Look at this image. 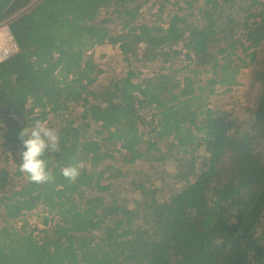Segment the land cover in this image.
I'll use <instances>...</instances> for the list:
<instances>
[{"label": "trees", "instance_id": "1", "mask_svg": "<svg viewBox=\"0 0 264 264\" xmlns=\"http://www.w3.org/2000/svg\"><path fill=\"white\" fill-rule=\"evenodd\" d=\"M146 7L157 9L150 21ZM260 7L0 0L20 47L0 65V264H264ZM106 45L128 70L99 88L106 73L90 52ZM247 68L258 91L244 115L211 108ZM35 120L57 131L61 149L46 153L54 179L40 184L20 171L19 136ZM68 165L79 168L74 182ZM40 207L45 229H31L23 219Z\"/></svg>", "mask_w": 264, "mask_h": 264}, {"label": "rangeland", "instance_id": "2", "mask_svg": "<svg viewBox=\"0 0 264 264\" xmlns=\"http://www.w3.org/2000/svg\"><path fill=\"white\" fill-rule=\"evenodd\" d=\"M264 7V0H261ZM260 7V9H263ZM240 7H236V11H234L235 16L238 20L243 21L245 18L244 13ZM157 13V9H152L150 7H146L143 10V18L145 20L150 21L152 18V14ZM156 19V18H155ZM91 56L95 60V62L99 65L101 69L105 71V76L100 78V82L98 87L100 88L102 85H106L110 79L114 77L124 75V73L128 70V64L125 61L124 57L120 54L117 48H114L110 45L96 47L92 52H90ZM252 69V68H251ZM250 68L243 69L237 76L238 85L233 87L232 90L228 91L226 88H222L218 90V93L211 97L209 100L210 107L214 110H221L226 113L233 114L235 117H241L245 113L246 108H250L255 100L256 93L258 91V86L252 81L253 75ZM204 78V77H203ZM2 143H0L1 145ZM4 147L1 145L0 149ZM199 159L202 160L204 157L203 154L198 155ZM5 164L0 159V167H3ZM11 165V164H10ZM160 168L162 165H158ZM12 169L11 166H9ZM172 171V168H169ZM156 181L160 180L159 175L155 176ZM114 183V182H113ZM126 188H121L120 183H115L114 192H120V196L124 195L126 199L132 200L134 195L131 192H126ZM48 215V210L44 207H40L29 213L24 221H27L28 225L31 229L43 230L45 229L43 225V221ZM19 221L16 223V226L20 228L24 221ZM2 223V219L0 218V224Z\"/></svg>", "mask_w": 264, "mask_h": 264}, {"label": "clouds", "instance_id": "3", "mask_svg": "<svg viewBox=\"0 0 264 264\" xmlns=\"http://www.w3.org/2000/svg\"><path fill=\"white\" fill-rule=\"evenodd\" d=\"M19 139L24 149L20 153V171L34 183L52 181L54 176L48 170L44 157L48 151L55 153L61 150L57 131L49 127L47 121L35 120L30 127L21 131ZM61 172L66 179L74 182L79 175V168L76 165H68L62 168Z\"/></svg>", "mask_w": 264, "mask_h": 264}, {"label": "built area", "instance_id": "4", "mask_svg": "<svg viewBox=\"0 0 264 264\" xmlns=\"http://www.w3.org/2000/svg\"><path fill=\"white\" fill-rule=\"evenodd\" d=\"M13 19L0 23V65L13 58L20 52V47L10 30ZM2 125L0 117V127Z\"/></svg>", "mask_w": 264, "mask_h": 264}]
</instances>
